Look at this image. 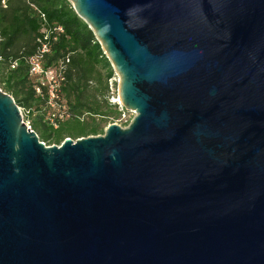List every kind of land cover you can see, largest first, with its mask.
<instances>
[{"label": "water", "instance_id": "95a60500", "mask_svg": "<svg viewBox=\"0 0 264 264\" xmlns=\"http://www.w3.org/2000/svg\"><path fill=\"white\" fill-rule=\"evenodd\" d=\"M136 116L47 146L0 89V264H264V0H67Z\"/></svg>", "mask_w": 264, "mask_h": 264}, {"label": "trees", "instance_id": "16d2710c", "mask_svg": "<svg viewBox=\"0 0 264 264\" xmlns=\"http://www.w3.org/2000/svg\"><path fill=\"white\" fill-rule=\"evenodd\" d=\"M44 47L45 69L60 76L54 99L31 73L30 59ZM114 76L93 31L69 1L0 0V89L30 114L31 129L47 146L103 135L109 120L121 117L124 110L109 96ZM53 103L62 113L46 120L43 107ZM35 110L39 115L33 117Z\"/></svg>", "mask_w": 264, "mask_h": 264}, {"label": "built area", "instance_id": "2783aa9c", "mask_svg": "<svg viewBox=\"0 0 264 264\" xmlns=\"http://www.w3.org/2000/svg\"><path fill=\"white\" fill-rule=\"evenodd\" d=\"M48 52V49L46 47H44L40 54L31 58L30 59V65H31V73L33 76L38 77L42 80V85H46L45 80L48 79L49 80V84L46 85L49 87L52 86V88L49 90L50 94H51V99H54L55 97L58 96V91H59V75L53 70V69H45L44 67V53ZM38 93H41L40 88L38 89ZM112 103H116L120 106L121 110H125V108L123 107V105L120 102V98L117 97H112L111 100ZM28 125L29 128H31L29 123H26Z\"/></svg>", "mask_w": 264, "mask_h": 264}, {"label": "rangeland", "instance_id": "374dc122", "mask_svg": "<svg viewBox=\"0 0 264 264\" xmlns=\"http://www.w3.org/2000/svg\"><path fill=\"white\" fill-rule=\"evenodd\" d=\"M118 80H119V78H118V76L116 74H115V76L112 79L109 80L110 101L112 100V97H115V98L119 97V94H118ZM45 83H46V85H48L50 82H49L48 79H46ZM51 89H54V88H52V86H50L49 90H51ZM43 108L46 111V116H47L46 120L53 119L52 115L54 113H56V114L57 113L58 114L62 113V109L59 107V105H56L54 103H53V105H48V106H45ZM22 112H23V116H24V121L26 123L30 124V120L27 118V116H30V114H28V113H26L24 111H22ZM37 115H39V113H38V111L35 110L34 114H33V117H36ZM60 115H62V114H60ZM135 116H136L135 112L128 111V110L125 109L122 112V115H121L120 118H116V119L112 118V119H110L108 124H107V126L104 129L106 130L108 125L113 124V123H116V124H118V125H120V126H122L124 128L128 127L129 124L132 122V120L135 118Z\"/></svg>", "mask_w": 264, "mask_h": 264}]
</instances>
